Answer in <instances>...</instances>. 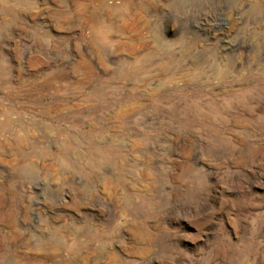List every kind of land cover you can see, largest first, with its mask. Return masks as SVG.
I'll list each match as a JSON object with an SVG mask.
<instances>
[{
	"label": "rangeland",
	"instance_id": "374dc122",
	"mask_svg": "<svg viewBox=\"0 0 264 264\" xmlns=\"http://www.w3.org/2000/svg\"><path fill=\"white\" fill-rule=\"evenodd\" d=\"M0 264H264V0H0Z\"/></svg>",
	"mask_w": 264,
	"mask_h": 264
}]
</instances>
